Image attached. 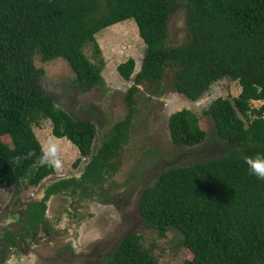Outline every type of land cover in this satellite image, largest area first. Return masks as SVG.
I'll list each match as a JSON object with an SVG mask.
<instances>
[{
    "label": "trees",
    "instance_id": "1",
    "mask_svg": "<svg viewBox=\"0 0 264 264\" xmlns=\"http://www.w3.org/2000/svg\"><path fill=\"white\" fill-rule=\"evenodd\" d=\"M177 10L183 11L186 36L179 47H170L167 22ZM126 20L133 21L144 45L124 98L127 114L103 137L76 184L99 182L101 169L110 166L106 161L125 143L136 86L159 82L165 68H174L173 91L195 102L220 79L236 82V97L216 98L202 113L212 124L206 140L190 110L168 116L175 147L203 143L210 157L162 171L141 193L138 215L142 229L158 237L170 229L178 233L191 255L181 264H264V181L244 163L246 156L264 153V0H0V189L18 188L21 181L33 187L53 173L32 132L39 121L47 120L51 136L64 138L80 157L89 155L95 136L89 120L73 119L43 92L33 57L65 61L74 76L73 93L103 87L94 35ZM87 46L99 56L97 64L85 57ZM133 68L129 58L115 70L128 81ZM18 156L26 158L17 161ZM68 183L76 185L61 182ZM140 239L127 235L107 264H158Z\"/></svg>",
    "mask_w": 264,
    "mask_h": 264
},
{
    "label": "rangeland",
    "instance_id": "2",
    "mask_svg": "<svg viewBox=\"0 0 264 264\" xmlns=\"http://www.w3.org/2000/svg\"><path fill=\"white\" fill-rule=\"evenodd\" d=\"M167 34L168 46L179 47L183 43L186 30L182 10H177L169 17ZM94 39L103 62L100 72L104 82L103 87L93 88L83 94L73 93L69 86L74 78L73 73L65 61L59 58L43 62L39 56L35 55L33 66L42 71L39 85L43 92L52 97L56 108L64 111L73 119H87L92 123L95 130L92 147H97L109 129L126 117L127 106L124 98L127 89L132 85L134 75L138 72L144 45L137 37L132 20L107 27L96 33ZM83 53L91 63L97 64L99 56L93 55L90 46L85 47ZM129 58L133 60L134 68L130 79L124 81L118 76L115 68L119 63ZM174 72V68H165L159 82L149 84L143 82L136 86V91L132 95L133 114L126 129L123 151L119 156L121 168L118 170V174L113 177V183H109L113 189L107 195L108 200L112 198V201L115 202V195L118 194L119 204H123V210L120 212L130 219L137 217V207L142 190L152 186L162 171L177 164H187L210 157L209 149L203 143L190 148L175 147L169 139L166 128L168 116L182 109L190 110L198 117V126L204 132L206 140L212 124L210 119L203 116L202 113L214 99L231 100L239 92L236 82L223 78L214 82L200 99L191 102L173 91ZM250 104L252 107H258L261 103L251 102ZM32 132L41 149L51 146L61 161L59 168L52 167L53 173L50 175L53 177L52 179L65 172H67L65 176L68 177L81 173L85 161H82L75 147L64 138L56 139L51 136L50 123L47 120L39 121L36 126L32 125ZM2 140L4 143H8L6 138ZM75 159L80 161L77 167H69ZM135 166L137 170L146 175V177L143 176L144 180H141L140 183L136 180L126 179ZM156 166L157 168H155ZM45 179L46 181L40 182L39 186L28 188L23 187L24 181L19 183L18 188L12 184L4 185L0 189V205L6 204L10 194H27L40 187L44 188L52 180ZM91 208H95L97 212L103 210L98 204H93ZM111 213L112 216L109 218H112L114 223L107 220L110 227L108 225L104 227L107 222L95 227L90 225L86 232L87 238L89 235H94L95 232H99L101 237L110 234L111 231L114 236L120 232L126 233L128 228L118 227V225H124L114 219L116 216L114 210H111ZM129 228L139 235L143 247L151 249V255L158 264H181L191 257L187 249L181 245L180 236L173 229L165 232L163 237H158L152 230L139 229V220L136 222V219L130 221ZM6 264H10V262Z\"/></svg>",
    "mask_w": 264,
    "mask_h": 264
},
{
    "label": "flooded vegetation",
    "instance_id": "3",
    "mask_svg": "<svg viewBox=\"0 0 264 264\" xmlns=\"http://www.w3.org/2000/svg\"><path fill=\"white\" fill-rule=\"evenodd\" d=\"M123 146L124 144L116 150L114 158L106 161L110 166L101 169L99 182L88 181L83 184L84 186L76 184L83 179L88 164L93 160L90 156L101 147V142L97 147H92L91 144L89 155L81 157L82 161H85L81 173L68 177L65 176L67 174L65 172L56 175L55 179H52L50 174L40 181L44 183L45 178L53 180L44 188L40 187L27 194L16 192L17 194H10L9 200L5 198L6 204L0 205V264L110 263L120 241L129 234H135L131 231L133 229L129 230L130 221L139 220V229H142L138 207L137 217L130 219L120 212L123 210V204H119L118 194L115 195V202L112 198L107 199V195L113 189L109 183H113V177L121 168L119 156L122 154ZM76 160L78 159L73 160L69 167H77L80 161L73 165ZM143 176L146 177L135 166L126 179L140 183L144 180ZM69 180L74 181L76 185L68 183L63 187L61 182ZM93 204H98L103 210L97 212L95 208H91ZM110 208L115 211L114 219L124 225L118 227L128 228L126 233L115 234L117 236L115 238L112 231L103 237L99 232H95L87 238L86 232L90 225L99 226L107 220L114 223L112 218H109L112 216ZM109 222L105 223L104 227L107 225L110 227Z\"/></svg>",
    "mask_w": 264,
    "mask_h": 264
},
{
    "label": "clouds",
    "instance_id": "4",
    "mask_svg": "<svg viewBox=\"0 0 264 264\" xmlns=\"http://www.w3.org/2000/svg\"><path fill=\"white\" fill-rule=\"evenodd\" d=\"M41 152L44 163L54 168H59L61 166V161L58 155L53 152L51 146L42 148ZM29 155H31V153H29ZM25 158L24 156H18L16 160L19 161ZM244 163L247 165L250 175L264 181V153L257 152L254 155L246 156L244 158Z\"/></svg>",
    "mask_w": 264,
    "mask_h": 264
}]
</instances>
